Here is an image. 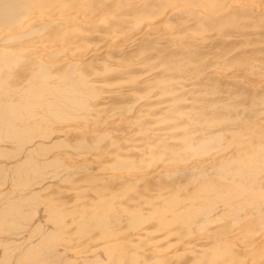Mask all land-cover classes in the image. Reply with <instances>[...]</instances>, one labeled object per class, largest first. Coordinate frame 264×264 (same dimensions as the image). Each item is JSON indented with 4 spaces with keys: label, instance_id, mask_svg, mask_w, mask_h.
<instances>
[{
    "label": "bare ground",
    "instance_id": "obj_1",
    "mask_svg": "<svg viewBox=\"0 0 264 264\" xmlns=\"http://www.w3.org/2000/svg\"><path fill=\"white\" fill-rule=\"evenodd\" d=\"M264 0H0V264H260Z\"/></svg>",
    "mask_w": 264,
    "mask_h": 264
},
{
    "label": "snow or ice",
    "instance_id": "obj_2",
    "mask_svg": "<svg viewBox=\"0 0 264 264\" xmlns=\"http://www.w3.org/2000/svg\"><path fill=\"white\" fill-rule=\"evenodd\" d=\"M21 264H39V262L25 261V262H21ZM260 264H264V260H261Z\"/></svg>",
    "mask_w": 264,
    "mask_h": 264
}]
</instances>
